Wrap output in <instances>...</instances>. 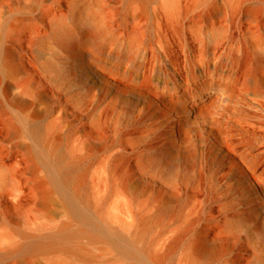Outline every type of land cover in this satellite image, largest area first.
<instances>
[{
    "label": "rangeland",
    "instance_id": "obj_1",
    "mask_svg": "<svg viewBox=\"0 0 264 264\" xmlns=\"http://www.w3.org/2000/svg\"><path fill=\"white\" fill-rule=\"evenodd\" d=\"M86 31L99 44L102 63L82 42ZM5 50L19 72L8 76L0 61V264H133L111 231L127 239L134 214L149 216L161 198L170 200L163 221L145 238L154 254L173 247L159 264H185L186 245L196 234L213 248L210 264H247L244 231L264 248V210L243 205L239 197L251 194L229 171L242 169L236 153L250 150L254 174L264 179V86L252 82L264 59V0H0V59ZM135 63L142 64L137 78ZM5 82L26 108L2 94ZM219 89L228 98L189 114L181 141L168 126L167 109L154 103L160 96L167 104L175 95L199 101V94ZM32 110L39 112L32 124L57 138L68 157L86 151L73 175L85 170L88 213L101 233L95 241L71 238L80 226L66 210L75 211L74 203L54 186L29 124L20 121ZM216 126L234 146L224 149L222 161L209 153ZM40 181L53 187L46 212ZM13 187L19 191L10 195ZM62 225L74 254L61 247L32 257L4 254L9 244L26 243L24 235L38 240Z\"/></svg>",
    "mask_w": 264,
    "mask_h": 264
},
{
    "label": "bare ground",
    "instance_id": "obj_2",
    "mask_svg": "<svg viewBox=\"0 0 264 264\" xmlns=\"http://www.w3.org/2000/svg\"><path fill=\"white\" fill-rule=\"evenodd\" d=\"M144 2V0H142ZM256 4V3H255ZM55 19H52L54 22ZM85 37L82 42L91 46L97 53V57L95 58L96 62H103L100 58L102 56V50L99 47V44L96 42L94 35L90 31L84 32ZM40 35L35 36L33 43L40 41ZM82 56V54L80 53ZM1 64L4 68L5 72L8 76H14L19 72V67L16 63L13 62L12 53L10 51H3L1 54ZM105 63V62H104ZM107 63V62H106ZM134 68V78H137L142 70V64H133ZM109 70L115 71V65L111 64L108 67ZM252 82L257 87L264 86V59H261L259 64L255 66L252 72ZM133 80V79H132ZM137 81V80H136ZM14 86L10 82H5L2 88V94L6 97H10L11 104L16 106L18 109H24L28 106V102L21 98V96L14 91ZM208 90L215 89L214 84L207 87ZM218 90V89H217ZM221 90V89H219ZM198 96L195 94H191V96ZM199 101H186L183 98L175 95L171 96L168 99L167 104L166 100L161 98L160 96L156 97V103L159 106H163L167 109L166 115L168 126H170L171 130L176 132L177 137L180 139L186 138V133L188 131V125H190L189 114L195 115L197 111H200L199 106L203 103L205 105H213L218 101H223L228 98V95L222 93H215V95H202L199 94ZM141 102V101H139ZM157 111L155 109H151V113L155 114ZM169 112L175 114L176 118L174 119ZM39 115V112L30 111L26 116L20 119L21 122L25 121L28 126V136L32 140V142L37 146L39 153L47 162V165L51 168L50 170L53 172L54 186L61 191L65 192L66 195L71 199L74 203L75 211L67 208L66 210L72 216V218L78 220L80 222V226L73 232L70 233L71 238H85L90 241H95L98 237H101V233L99 232L98 226L94 223L93 217L89 215L88 209L90 206V200L87 196L84 186V176L85 170L82 169L79 175L74 177L75 168L81 164L82 160L85 157V152L77 157H68L65 151H63L57 142V138L49 139L44 136V134L38 129V127L32 124L34 117ZM240 121V120H239ZM247 122V121H246ZM12 129V132H15L17 129L14 128L13 125L8 123ZM164 123L162 122L161 125ZM216 132L212 136L216 139V147H210L209 153L211 154V160L222 161L225 159V154L223 153L224 149H232L234 146L232 141L228 139V135L225 132L219 130L216 126ZM212 134V131H210ZM166 136V135H165ZM169 139L176 140L172 133L167 135ZM166 139V138H165ZM167 140V139H166ZM85 145V144H84ZM86 146V145H85ZM87 149V147H85ZM85 149V150H86ZM203 149V148H202ZM234 149V148H233ZM247 149V148H246ZM235 152V150H233ZM237 152L238 149H237ZM236 153V152H235ZM178 154V150L176 149L174 153L171 154V159L173 160ZM240 160L245 164L242 169L234 168L229 171L234 172L235 183L240 184L241 188H245L251 196L247 197H239L241 202L245 207H248L249 210L254 211L257 209L264 210V179H260L258 176H255V168L257 166L255 158L252 156L250 150H243L242 153H236ZM245 169V171H244ZM248 175V176H247ZM253 180H252V179ZM175 181V180H174ZM175 183V182H174ZM38 186L41 188L44 195V211L48 206L52 203L51 193L53 187L47 182H38ZM170 190H175L176 187L173 183L168 184ZM226 189V188H225ZM17 187H13L11 194L13 195L15 192H18ZM170 203V200L167 198L159 199V208L155 209L149 216H143L142 214L135 213L134 214V223L129 227V236L127 239H121L119 235L112 230L111 233L115 237V244L122 248V252L126 255H130L133 258V264H143L142 260L148 257L150 263L159 264L162 262L173 247L169 246L164 251L159 253H151L149 250V246L145 243L146 235L149 229L153 226V223H161L163 221V208ZM92 214V213H90ZM252 217V214H249ZM263 222L260 224L261 230L264 231V213L260 218ZM224 229H228V231H232L233 227L229 224L223 225ZM245 235V241L248 244V255L246 257L247 264H264V248H259L250 240L249 236L246 232H243ZM26 239V243L24 244H14L11 243L4 250V254L9 253H19L23 255L33 256L37 252L49 250L55 247H61L67 252H71L74 254V248L67 242V239L70 237L68 233H66V227L62 225L58 228L54 233L49 234L45 237H42L38 240H33L29 235H24ZM113 244V242H110ZM140 244V245H139ZM2 254H0V257ZM213 248L204 242V238L201 237V234H196L195 238L187 243L186 249L184 252V262L185 264H210L213 261ZM145 260V259H144Z\"/></svg>",
    "mask_w": 264,
    "mask_h": 264
}]
</instances>
